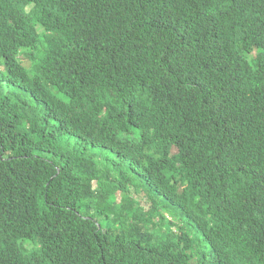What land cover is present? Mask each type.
I'll return each mask as SVG.
<instances>
[{"label": "trees", "instance_id": "trees-1", "mask_svg": "<svg viewBox=\"0 0 264 264\" xmlns=\"http://www.w3.org/2000/svg\"><path fill=\"white\" fill-rule=\"evenodd\" d=\"M0 264H264V0H0Z\"/></svg>", "mask_w": 264, "mask_h": 264}, {"label": "clouds", "instance_id": "clouds-1", "mask_svg": "<svg viewBox=\"0 0 264 264\" xmlns=\"http://www.w3.org/2000/svg\"><path fill=\"white\" fill-rule=\"evenodd\" d=\"M63 68L62 67H60V68H58L57 69V72H56V79H55V82H54V84H59L60 83V81H61V79H62V77H63ZM20 247V246H19Z\"/></svg>", "mask_w": 264, "mask_h": 264}, {"label": "rangeland", "instance_id": "rangeland-1", "mask_svg": "<svg viewBox=\"0 0 264 264\" xmlns=\"http://www.w3.org/2000/svg\"><path fill=\"white\" fill-rule=\"evenodd\" d=\"M20 244H21V246H24L25 247V246L30 245V244L32 245L33 244V241H30V240L22 241Z\"/></svg>", "mask_w": 264, "mask_h": 264}]
</instances>
